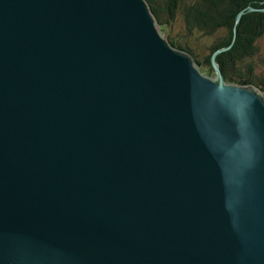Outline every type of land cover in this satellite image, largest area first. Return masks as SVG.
I'll return each instance as SVG.
<instances>
[{
    "label": "water",
    "instance_id": "95a60500",
    "mask_svg": "<svg viewBox=\"0 0 264 264\" xmlns=\"http://www.w3.org/2000/svg\"><path fill=\"white\" fill-rule=\"evenodd\" d=\"M168 32L0 0V264H264V92Z\"/></svg>",
    "mask_w": 264,
    "mask_h": 264
},
{
    "label": "trees",
    "instance_id": "16d2710c",
    "mask_svg": "<svg viewBox=\"0 0 264 264\" xmlns=\"http://www.w3.org/2000/svg\"><path fill=\"white\" fill-rule=\"evenodd\" d=\"M159 23H169L182 11L187 31L199 30L211 34L224 30L223 37L200 58L188 46L170 37L172 45L193 55L196 63L208 75L215 76L211 63L214 52L233 43L230 49L217 54V62L227 82L254 84L264 92V82L254 75L253 58L257 55V41L264 34V0H147ZM254 8V10H250ZM245 10V11H244ZM244 11L238 21V14ZM257 80L260 81L257 82Z\"/></svg>",
    "mask_w": 264,
    "mask_h": 264
},
{
    "label": "rangeland",
    "instance_id": "374dc122",
    "mask_svg": "<svg viewBox=\"0 0 264 264\" xmlns=\"http://www.w3.org/2000/svg\"><path fill=\"white\" fill-rule=\"evenodd\" d=\"M159 25L167 27L169 31L167 37H170L171 39H174L178 42H181L183 45H188L194 51V53L197 54L200 58H203L205 55H207L210 47L216 44L217 41L220 38H222L223 34L225 33L224 30L222 29H219L211 34L203 33L199 30H193L191 32L187 31L184 15L180 10H177L176 16L174 17L173 20H170L169 23H166L164 21V24L159 23ZM232 45L233 43H231L228 46L221 47L218 50L221 49H223L222 51L228 50L231 48ZM257 47L259 51L252 60L253 62L252 64L255 70L254 75L256 76V78L264 82V34L257 41ZM218 50H216V52L213 53V55H215V58L217 54L222 52V51L218 52ZM211 63H212V58H211ZM257 82H259L260 84L259 80H257Z\"/></svg>",
    "mask_w": 264,
    "mask_h": 264
},
{
    "label": "bare ground",
    "instance_id": "6f19581e",
    "mask_svg": "<svg viewBox=\"0 0 264 264\" xmlns=\"http://www.w3.org/2000/svg\"><path fill=\"white\" fill-rule=\"evenodd\" d=\"M146 3L148 4V6H149V8H150V10H151V12H152V14H153L155 21L159 24V22L157 21V19H156V17H155V14H154V12H153V9H152L151 5L149 4V2H148L147 0H146ZM166 38H167V37H166ZM193 59H194V57H193ZM194 61L196 62L195 59H194ZM235 84H237V83H235Z\"/></svg>",
    "mask_w": 264,
    "mask_h": 264
}]
</instances>
